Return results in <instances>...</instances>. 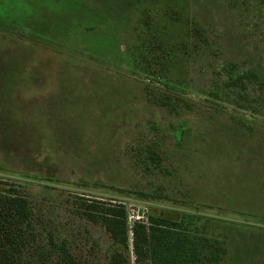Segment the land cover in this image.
Returning a JSON list of instances; mask_svg holds the SVG:
<instances>
[{
	"label": "rangeland",
	"instance_id": "rangeland-1",
	"mask_svg": "<svg viewBox=\"0 0 264 264\" xmlns=\"http://www.w3.org/2000/svg\"><path fill=\"white\" fill-rule=\"evenodd\" d=\"M0 176L33 209L25 264H137L94 199L264 264V0H0Z\"/></svg>",
	"mask_w": 264,
	"mask_h": 264
},
{
	"label": "trees",
	"instance_id": "trees-1",
	"mask_svg": "<svg viewBox=\"0 0 264 264\" xmlns=\"http://www.w3.org/2000/svg\"><path fill=\"white\" fill-rule=\"evenodd\" d=\"M196 42H201V38ZM85 214L93 222H101L112 239L123 246L129 245L132 233L137 264H204L183 219L149 213L146 218L135 219L130 228L125 205L99 199L87 205ZM33 219L30 200L21 187L0 176V264H25L26 249L35 237ZM59 253L63 264H82L65 244L60 246ZM127 262V256L117 251L111 255L109 264Z\"/></svg>",
	"mask_w": 264,
	"mask_h": 264
},
{
	"label": "water",
	"instance_id": "water-1",
	"mask_svg": "<svg viewBox=\"0 0 264 264\" xmlns=\"http://www.w3.org/2000/svg\"><path fill=\"white\" fill-rule=\"evenodd\" d=\"M139 216H140V217L143 216V210H142V209L139 210Z\"/></svg>",
	"mask_w": 264,
	"mask_h": 264
}]
</instances>
